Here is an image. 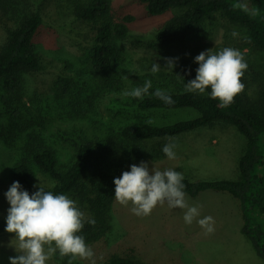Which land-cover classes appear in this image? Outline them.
<instances>
[{
	"label": "rangeland",
	"instance_id": "rangeland-1",
	"mask_svg": "<svg viewBox=\"0 0 264 264\" xmlns=\"http://www.w3.org/2000/svg\"><path fill=\"white\" fill-rule=\"evenodd\" d=\"M87 0H22L21 8L40 13L39 25L33 42L38 50L42 68L24 75L23 97L25 108L21 120L27 130L39 134L43 141L66 162L73 153L68 142L61 139V131H81L87 137H104L126 125L144 123L164 125L181 119L193 118L198 112L192 108L140 109L137 98L126 97L125 91L151 81L150 92L156 89L174 90L170 75L187 60L203 51L216 53L225 47L239 50L248 67L246 78L261 71V58L250 47L244 30L216 13L206 19L200 28L185 42L160 47L155 32L164 21L177 12L168 10L150 14L141 0H110V15L121 20L131 15L127 34L117 43L118 69L112 89L104 88L105 81L91 72L90 57L95 44L96 23L82 20L73 14L77 2ZM12 21L0 18V45L5 39V26ZM237 33L233 36L232 33ZM164 58H178L172 72L166 69ZM153 63L161 70L152 73ZM73 80L72 90L58 96L53 84L58 77ZM125 76L128 79H125ZM6 107L0 101V220L7 217L8 204L5 193L11 186L10 170L23 156L22 135L14 133L8 123ZM29 128V129H28ZM264 147V136L261 138ZM175 143L176 158L168 159L163 147ZM246 139L234 126L218 122L188 130L178 136L151 141L142 145L143 156L136 160L148 164L150 170L173 169L189 180L233 179L237 177L238 158L244 150ZM158 154V155H157ZM127 171H130V166ZM33 169V186L40 184L45 190L55 181ZM75 195V193H74ZM69 198L75 200L72 195ZM189 205H201L200 217L211 216L215 231L205 234L196 220L185 224V209H170L167 202L158 204L148 216H136L131 203L124 206L116 199L111 205V228L104 238L88 244L94 252L95 264H101L110 255L130 256L143 264H264L249 239L240 232L242 219L236 214L240 202L228 192L204 190L195 196L186 194ZM218 228H221L218 231ZM222 232V233H221ZM18 241L14 233L0 234V264H9V257L18 255ZM55 255L46 264H58ZM76 264H91L90 260L77 258Z\"/></svg>",
	"mask_w": 264,
	"mask_h": 264
},
{
	"label": "trees",
	"instance_id": "trees-1",
	"mask_svg": "<svg viewBox=\"0 0 264 264\" xmlns=\"http://www.w3.org/2000/svg\"><path fill=\"white\" fill-rule=\"evenodd\" d=\"M150 14H161L176 9L155 32V41L160 47L185 42L196 32L206 19L220 14L229 22L240 26L250 47L261 58L262 69L243 76V92L234 97L228 107L212 99L211 89L204 94L185 91L188 81L195 79L198 64L194 59L181 63L175 74L170 75L175 88L164 89L173 103L166 104L150 92L138 100L140 109H181L192 108L198 112L193 118L181 119L164 125L144 123L126 125L117 132H108L101 138L87 137L84 132L76 135V130L61 131L62 141L68 142L73 153L64 163L57 159V152L21 120V110L25 108L23 97L24 75L42 68L33 37L42 22L37 11L21 8L22 0H0V18L12 21L13 26H5V39L0 45V101L6 107L8 123L14 133L22 135V159L10 170L11 184L18 181L31 195L37 191L32 183L33 169L52 178L55 183L46 191L53 194L72 195L77 199L79 209L86 219L79 233L85 243L91 244L104 238L111 228V205L114 201L113 180L129 168L137 159L146 156L144 144L151 141L178 136L188 130L208 127L218 122L234 126L246 139L243 152L238 158V174L233 179L189 180L183 179L185 192L195 196L199 192L212 189L225 191L240 202L242 225L240 232L254 246L256 253L264 260V0H141ZM243 5V7H241ZM110 0H87L77 2L73 14L82 20L96 23L95 44L90 66L95 78L105 81L104 88L112 89V79L118 69L117 41L128 31L131 15L114 20L110 15ZM73 80L58 77L54 88L58 96L72 90ZM29 129V128H28ZM142 145L144 148H142ZM158 155V154H157ZM75 193V195H74ZM6 218L0 220V234L8 233ZM58 264H69L70 257L55 254ZM72 264H76L72 261ZM101 264H143L130 256L110 255Z\"/></svg>",
	"mask_w": 264,
	"mask_h": 264
},
{
	"label": "clouds",
	"instance_id": "clouds-1",
	"mask_svg": "<svg viewBox=\"0 0 264 264\" xmlns=\"http://www.w3.org/2000/svg\"><path fill=\"white\" fill-rule=\"evenodd\" d=\"M164 59L166 69L172 72L178 58ZM194 62L199 65L196 76L186 83L185 91L204 94L210 88L211 98L218 100L221 107L230 106L234 97L243 92L245 85L241 78L248 65L239 50L225 47L212 53L209 49L198 54ZM160 70L159 64H152V73ZM125 79L128 78L125 76ZM151 87V81L147 80L123 95L143 99L149 95ZM152 95L166 104L173 103L170 95L161 89H156ZM176 147L177 144L168 143L162 151L168 159H175ZM183 179V174L173 169L152 171L146 162L141 161L139 166L131 165L130 171L113 180L114 197L121 205L131 203V212L136 216H148L158 204L167 202L170 209L186 210L183 216L185 224L191 225L196 220L206 235L213 233L214 218L205 216L197 219L202 206L188 204ZM4 195L10 205L4 230L15 234L18 241V250H15L19 253L9 257V264H46L57 251L61 258L70 257L69 264L77 258L95 264L92 248L79 235L85 222L94 225L95 221L86 219L75 200L65 194L46 191L40 184L38 190L30 195L18 181H14Z\"/></svg>",
	"mask_w": 264,
	"mask_h": 264
},
{
	"label": "crops",
	"instance_id": "crops-1",
	"mask_svg": "<svg viewBox=\"0 0 264 264\" xmlns=\"http://www.w3.org/2000/svg\"><path fill=\"white\" fill-rule=\"evenodd\" d=\"M220 192H225V191H220ZM240 205V204H239ZM236 214L238 215H240V217H241V210H240V206H238L237 204H236ZM221 230V228H218V231H220ZM222 233V232H221Z\"/></svg>",
	"mask_w": 264,
	"mask_h": 264
}]
</instances>
